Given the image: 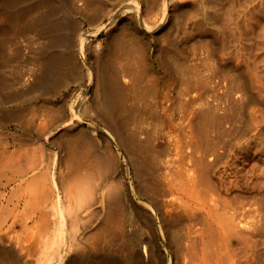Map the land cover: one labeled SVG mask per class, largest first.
Here are the masks:
<instances>
[{
    "label": "rangeland",
    "instance_id": "1",
    "mask_svg": "<svg viewBox=\"0 0 264 264\" xmlns=\"http://www.w3.org/2000/svg\"><path fill=\"white\" fill-rule=\"evenodd\" d=\"M132 1L133 0H96L94 2V5H105L107 7V11L104 10L105 14H103L100 18H93V16H91V10L83 8V2L81 0L77 1L78 4L76 2L71 3V1L69 0L64 2V5L70 10L69 14L72 13L77 16L75 17L74 15L70 14V20H74L75 18L74 21L82 26L81 31H86L89 33L86 40L89 45H93L95 44V42L99 41H101L102 45H105L108 42L109 37L112 36L110 33L113 34L114 31L120 26L132 28V30L136 31L140 39L144 42L147 64L150 71L145 72L143 81L140 83L141 86L131 91H134L136 94L133 99H129V101H127V106L131 105L129 107L131 108L133 105H135V108L137 106V110L139 108H141V110H138L136 115L133 116L134 118L129 116L131 120L130 118H128L129 123H126L124 132L127 131L125 134H127L129 131V134L137 133L135 134V136H138L136 138L139 140L142 138L140 140L142 143L150 140V143L155 145H151L153 149L149 148L150 153H148L149 151L147 150V148L145 149L144 146H141L139 149L135 148L137 150L134 152V147L124 148L117 142V140L115 139V135L110 134L111 138L114 136L110 143L112 153L113 155H115L114 157L116 159L114 160L116 161L115 164L117 172L124 171L122 173L123 177H121V182H116L115 179L110 176H100V171L96 167V164H91L81 167V170L79 169L80 172L79 170L77 171L79 172V175L76 172L77 177L71 179L70 181H65V185L63 183L64 186L61 185L64 193L62 195V203L65 207L64 210L66 209L65 211L67 212L68 207L71 210V207H73L70 206L71 203L72 205H75V208H78V206L83 208L82 210L81 208H79L80 212L77 209L78 211L76 212V210H74L75 208L73 207V210H71L73 211V214L71 213V211L68 212V214L70 213L72 217L74 215V212L77 213V216L80 215V217L76 219L74 217V219L78 221L77 226H71V228H74V230L71 231V234L75 233V236L77 235L76 237L78 238L74 239L73 242L76 243L77 240L78 244L81 243L82 247H79H81V250H83V252L86 249L87 252L93 251L91 253L96 254L97 251H95L94 247L96 246V244H93V246L91 242L94 241L93 243H95L92 235L96 231L101 218H103V215L105 214V205H102L101 202H95L94 200H92V198L90 199V201L88 199V195L83 196V200L81 193L83 192L82 190H85L86 188H81L83 184L84 186H93L92 190H90L91 192L88 191L90 187L85 191L86 194L88 192L89 195L90 193L95 191V186H98L97 189L107 187V185H104L105 183L108 184L107 182H109V184L116 183L120 185V187L125 191H128L129 183H133V185L137 187L133 173L134 166L132 164H134V160L132 158V154H135L138 150H141L140 152H138L144 153L145 155L147 154L146 156L149 159L153 158L151 159V161L156 159L155 161L157 165V176L155 178V184L158 186L159 184H163L164 182L162 176L163 174L161 172L165 170V166H167L168 163L174 164V162H172V159H177V156L181 157L180 155H183V153L185 152L186 155H191L187 157L185 156L187 159L184 156L179 158V160L183 159L181 161L183 162L182 164L178 159H175V164L172 165V167L174 166L173 169H175L177 166H179V169H181V167L184 169V167L189 166L190 168H186L184 172L188 169L187 174H192L195 169L194 165H196L197 168L200 167L199 169H195L197 170L195 172H199L193 174H200L201 176H199L201 178L203 177V179L209 183L212 182V184H210L213 186V188L210 191L211 195L209 196H212L214 198L211 197L212 201L210 202H212L215 206L218 205V209H222L220 212H222V214L224 215L222 216L223 219H230L231 221H233L232 219L236 217L235 222L240 219L241 221H239V223H243L244 227L249 229L251 227L253 228L254 226V228H256H251L253 231L252 233V231H248V229H246L244 232V227H242L243 230H241L240 226L243 225L238 224L240 225V228L236 227V224L238 222L235 224L236 226H234L232 222L230 223L228 221L227 225L230 224L228 225V228L227 225L224 224V226L226 227L223 226V228L231 229V227L229 226L233 225V227H236V230L242 231L241 234L243 233V236L246 240L252 238V241H249L255 242L250 244L248 241L247 243L244 238H241L240 241V236L242 237V235L240 234V232L238 234L237 231V234H234L235 231H232V229H229L231 235L227 234L228 232L225 235L223 231L224 237L230 235L228 236L227 240L226 238H224V243L226 245V254L229 253L227 249L230 248V254L227 255L230 256L231 258H229L232 260L230 261L229 258H227V261L229 260L231 263L237 262L234 264H248L246 262L247 259L245 260V257L243 256V253L246 249L249 254L251 253L252 255H254H251L250 257V264H264V0H137L139 9L132 3L131 9H125L124 7ZM166 1L168 2L167 16L164 21H161V7ZM103 23L106 24V27L103 30L97 33L91 32L95 28V26ZM157 23L160 24L157 25ZM27 34H30V36L34 34L35 36V33L30 31L27 33L19 34V36H17L19 37V40L16 36H12V38H14H11L12 40H10L14 43H16L17 41L16 45L18 47L24 48V44H26V42L28 44V41L25 40L26 37L27 39H30V36ZM23 35L25 36V38ZM34 36L32 35V38H35ZM76 36L77 37H73L74 40L72 39L73 44H76V42L78 41L79 35L77 34ZM14 39L16 41H14ZM21 42L25 43L21 44ZM27 44L24 48L25 50H21L18 53V56L15 57L16 59L14 58L10 63L4 62L1 64L0 78L2 80H0L4 82H9L12 80L13 81L9 83L6 82L9 88L6 87L8 90L6 88H3L4 91L0 89V92H3L0 93V95L2 94L3 96L4 94V96H6V94L11 95L17 92L20 93L21 90L24 89L25 84H18L17 82L14 83V81H16V79L19 77L18 69H20L21 66L23 68V65L25 68L30 65V56H32L33 53H31V46H28L29 44ZM38 44L39 43H37V45ZM76 59L77 62L80 60L78 63V71L81 72L82 70L83 77H86L90 57L86 55L85 58H82L81 56L76 55ZM118 59L124 61V57H119ZM163 59L166 61V64H164L165 61ZM159 60H162L163 63ZM9 64H14V66ZM17 64L20 65V67H18ZM8 66L11 67L12 71L11 69H8ZM2 68H4V70ZM79 72L77 73V75L79 74ZM196 73L199 75H197ZM13 74H15V76ZM202 75L205 76V81ZM70 76H72V79L68 77V81L71 79V82L69 81V84H67V81V83H65L66 85H60L61 88L59 86L58 89L56 88L48 92V95L46 93V95H37L33 96L32 98L29 97L27 98V100L24 98L25 100L20 99L16 102L9 101L4 102V106L0 105V107L3 108V111H6L7 109L9 110V108L17 109L20 107L26 108V111L29 109V111H25L22 126L21 124H19L18 126V122L16 121L5 120L4 115L2 117V113L4 114L2 110V113L0 115V152L6 145L9 149L11 148L10 150L8 149V152L6 153L10 154L11 152L15 151V154L13 156L15 157V159H12L8 156L6 157L5 162L4 159L0 161V244L4 243L12 248V251L16 254V256L20 258L22 264H42L41 258L44 260V258L47 257L50 252H52L51 250L53 249H51V247H54V245L56 244L53 236L59 239L61 234L57 231L54 232L56 226L58 228L57 230H59V226H55L53 225V223H51L47 227L44 226L45 228H48V230L44 229L45 232L44 230H42L43 233L41 231V229H43V226H39L41 227L40 234L38 232L39 228L36 227L39 220H37V216L39 218V215L41 214L40 212L45 213L46 210L49 209L50 214L48 212L49 215L47 213V215H44L48 217V219L51 218L52 215L53 219L56 220V218H58L56 207L54 209L52 206V208L50 209L51 203L54 202L53 204H55L53 195H50V197L47 196V193L50 191H46L47 193H44L43 195L44 198L49 197L46 200L44 199L47 207L49 206L48 209H46V205L41 203L43 202L42 192H44V190H42L43 186L41 185V183L47 179V175H49L48 171L52 167L53 163H56V154L54 153V151H59V148L57 146L60 140H65V138L63 137H59L57 139V135L62 129V123L60 125L53 126L52 129L48 131V129L52 126V122L49 113L46 114L44 110L53 105L57 106L59 104H62V102H71V105L75 108L79 107L78 110H80V112H83L82 115L85 118L82 121L78 118H72L70 116V113H72L73 111L72 109H70V111L68 110L67 113L69 116V125H71L73 129L84 130L86 135L90 136L93 141L96 142V145L98 144L97 146L99 147L103 146V143L106 141V137H108L105 131L106 127L104 126V124L99 120H93V124L91 122V112L82 110V106L85 105L87 101L89 102L92 98L94 91L93 86L88 85L83 80L79 82L74 80L76 76L74 75V73H70ZM198 77H200L201 79H199ZM147 80L148 83L151 82L152 84H148ZM202 80L204 83H202ZM144 81L148 85L145 84ZM212 83L214 84V86L212 85ZM9 84H11L13 88ZM204 84L208 86V88L205 87ZM199 85L201 86L199 87ZM142 86L144 87V89L142 88ZM201 87H205L206 89H202ZM146 89L148 90V92H146ZM201 89L203 92L201 91ZM165 90L167 91L165 92ZM78 91L83 94V97H81L83 100L81 99V101L78 96ZM133 101L134 104H131V102ZM82 103L84 104L82 105ZM206 108L209 110H206ZM166 109L167 111H165ZM166 112L168 113V115ZM153 113L154 115H151ZM206 114L209 117H207ZM162 117L163 119H161ZM178 119L180 121H178ZM134 120L138 121L134 122ZM181 126L183 128H181ZM203 127L204 129H206L205 131ZM207 130L210 132L211 136L209 135V132ZM205 132L207 134H204ZM183 133L185 135H183ZM19 134H21V137L23 139L19 142H16V145L13 146L14 137L20 136ZM188 135L191 137H188ZM193 135L199 137L193 138ZM202 135L203 137L201 138ZM147 136L148 138H146ZM151 138L154 140H152L153 142H151ZM185 138H188L190 141H187ZM205 138L208 142V147L210 146L211 149H209L210 147L208 148L205 144L202 145ZM191 142L195 145H193ZM181 144L183 145V147H185V149ZM190 145L191 149L188 148V150L187 147H190ZM196 145H202V149H204L206 153L203 150H194ZM19 150L21 152H19L20 155L17 156L19 154ZM185 150H188L190 154ZM26 151L28 156L25 153ZM60 151V155L65 154L64 149ZM130 151H132L131 156L128 157L130 155ZM31 152H33L34 154H31ZM176 152H178L179 155L177 153L176 156ZM193 154L195 156H197L198 154L199 157L197 156V158H195ZM205 154L207 155L205 156ZM135 155L134 157H137L138 153H136ZM149 155H151V157H149ZM183 157L186 159L185 161ZM190 157L193 158L191 159ZM7 158H11V164L7 163V161H9V159ZM188 158H190L189 162H187ZM169 159H171L172 161ZM193 159L195 160L193 162H196V164L191 162V160ZM196 159H199V161H196ZM167 160H169L168 163L166 162ZM200 160L203 161L201 162ZM155 161L151 162V165H154V167H156L154 163ZM210 161L211 163H208ZM205 164L207 166L209 164V169ZM158 165H160V167ZM162 165H164L163 169H161ZM89 166L91 169L89 168ZM23 167L26 169L35 167V169L32 170L34 172H29L25 169L27 171L25 173ZM168 167H171V165H169ZM172 167L170 169H172ZM5 168L8 169L6 170ZM58 168L64 172L66 171L67 166L66 164L64 166V164L62 163V165ZM191 168H194L193 171L189 170ZM58 171L60 172V170ZM88 171L92 174L90 175L89 173H87ZM93 171L95 174L93 173ZM45 172H47V175H44ZM160 173L161 176H159ZM97 174L100 177L97 176ZM32 175L42 176H37L39 177L37 179L34 176V179H36V181H32ZM92 175L95 177H93ZM43 176L44 178L42 179ZM79 176H84L85 178L82 177V179ZM29 177H31V179H28ZM102 178H104V180L100 181ZM74 179L75 182L79 179L82 180V183L80 180V183L78 182L79 184L77 182L76 184H74L75 188L72 184H70L74 183ZM107 179H109V181ZM97 181L100 182V185ZM42 184H46V181ZM68 184L72 185L73 187L70 186V188ZM77 184L78 186L82 184V186L80 187L82 190L78 188V186H76ZM47 185V187H49V184ZM83 194L85 195V193ZM78 195H80L82 198H80V196ZM166 195H159L156 199L155 197L152 198L149 195L133 194V199H129L126 205L131 210L133 205H138L142 213L140 212V215L138 217L139 221L137 220L135 227H131V225H129V221H127L126 219V229L130 232H132L131 230H135L138 228L139 230L142 228L143 232L144 230L148 231L149 221L147 220L150 214H156L158 217L161 216L162 218L164 217V209L161 204L165 198L167 199L171 196H169L168 194ZM87 196L88 198H86ZM217 196L219 199L225 198L226 200L223 199L224 201H219ZM76 197L82 199V201L84 202L86 200H88V202L90 201L89 203H87V201L85 202L88 207H86V205L82 201L81 202L83 203V206L81 205V202H79L80 205L76 206V202H78V199L76 201ZM152 199L155 202L152 201ZM26 200H29L28 202H31V200H36V202L34 203V201H32L33 203L27 206L26 203L28 204V202L25 203ZM214 200L217 203L215 202L214 204ZM39 202L41 203V205H39ZM152 202L155 204H153ZM225 202H229V205H224L226 204ZM159 204L162 208L159 207ZM154 205L156 206V208ZM235 206L237 209H244V212L241 213V211L243 210H239L240 213L238 212V215H236V212L238 210L235 208ZM234 208L236 209V212ZM44 209L46 210L43 211ZM141 209H143L144 211ZM52 210H54V212L56 211L55 215ZM64 210L63 212L65 213ZM87 210H89L91 213ZM97 211L98 214H96ZM176 212L177 211H169L167 212L166 216L171 217ZM177 213L179 214L178 217L180 219H177V221H175V224H170L169 222L168 225H164L166 237L163 244L172 249V252L173 249L176 250V247L180 246V244L182 243L180 240L183 239L182 236L184 237L187 231V229L185 228H188L187 226L191 224L189 215H187L182 210H179ZM229 214L234 218L231 219L229 217ZM87 215L89 218H87ZM227 216L229 217V219H227ZM70 218L68 217V219ZM254 218H258L259 220H255ZM84 219H86L85 221H87L86 224ZM158 219L159 218H157L156 220ZM253 220H255V222L258 224H254ZM20 221H22V224L20 223ZM141 223L144 225H142ZM145 223L148 224L146 225ZM83 224L86 227H84ZM157 224H160L159 220L157 221ZM157 224H155L154 226L158 230L159 226H156ZM71 228L67 227L65 231L69 229L72 230L73 228ZM75 228L77 229L78 233L76 232ZM235 229L233 228V230ZM175 234L176 237L174 236ZM39 235H41V237H38ZM43 236H45L46 238H44ZM89 237L91 240L88 239ZM91 237L93 238V240ZM38 238L41 239L38 240ZM65 238L67 239V234ZM36 240L39 242H37L35 248L34 246L36 244ZM44 240L46 241L44 242ZM175 240H177V243H175ZM50 241L51 243L49 244L48 242ZM239 241H244V243L241 244L245 245L241 246ZM31 243H34V245L31 246ZM250 245L255 247L253 249V252L255 254L252 253L251 249L246 247H249ZM24 246L26 248H24ZM32 247L35 248V252L32 251ZM83 247L84 249H82ZM105 247H109L108 244H105ZM173 255L171 254V256ZM242 260L245 261V263ZM176 261L173 264H181L180 259H177ZM10 262L8 261L7 264H12V262ZM170 264H172V262Z\"/></svg>",
    "mask_w": 264,
    "mask_h": 264
},
{
    "label": "bare ground",
    "instance_id": "2",
    "mask_svg": "<svg viewBox=\"0 0 264 264\" xmlns=\"http://www.w3.org/2000/svg\"><path fill=\"white\" fill-rule=\"evenodd\" d=\"M66 1H68V0H0V67H1V64L4 62H9V63L12 62L13 59L18 56V53L21 50H25L24 48H25L27 42H26V44H24L25 45L24 48L18 47L16 45L17 41L15 39H14V41H16V43L11 41L14 38V37L12 38V36L17 37V36H19V34L27 33L30 31L35 33V36H34V34H32L35 38H32V35L30 36V34H27L30 36V39H27V37L25 39L28 41L29 45L28 44L27 45L31 46V53H33L32 56H30L31 61H29L31 66L29 65L26 68L24 67V65H23V68L21 66V68L18 69L19 77L17 76L18 75L17 74L16 76L18 78L16 79V81H14V83L17 82L18 84H20V83L25 84V86L23 85L24 89L21 90L20 93L17 92L18 94L13 93L14 95L13 94H11V95L6 94V96H4V94H3V96H2V94H1L0 95V105L4 106L3 105L4 102H9V101L16 102L17 100H20V99L21 100H25V99L27 100V98H29V97L32 98L33 96H37V95H46V93L48 95V92H50L56 88L58 89V87L60 85L67 83L68 77L71 78L73 76V75L70 76V73H74V75H76L74 80H76L77 82L83 80L88 85L93 86L94 91H93L92 98L90 97L91 98L90 101L89 102L87 101V103L85 105H83L84 103H82V105H83L82 110L83 111L87 110V111L91 112V114H92V116H91L92 121L91 122L93 124H94L93 120H99L100 122H102L104 124V126L106 127L105 131H106V134L108 136V137H106V141L103 143V146L99 147V146H97L98 144L96 145V142L93 141V139L90 136L86 135L84 130L73 129L71 127V125H69V120H68L69 116L67 113L68 110L70 111V109H72L73 112L70 113V116L72 118H78V119H81V121L85 118L82 115L83 112H80V110H78L79 107L75 108L74 106L71 105V102L66 101L65 103L62 102V104H59L57 106H54V105L51 107L47 106L48 108H46L44 110V112L46 114L49 113V115L51 117V122H52V126H51V128L48 129V131H50L53 126H57V125H60L62 123L61 124L62 129H61V131L59 130L60 132L57 135V139L59 137L60 138L63 137V138H65V140L61 139L58 146H57L59 148V151L58 152H57V150L54 151V153L56 154V163H53L52 167L48 171L49 175L46 174L47 172H45V174H44V175H47V179L45 180L46 184H44V185L42 184L45 181H43L41 183V185L43 186V187L42 186L41 187H42V190H44V192H42L43 193L42 194L43 202H41V200H40V202L42 204L46 205V203L44 202V199L46 200L47 198L50 197V195L51 196L53 195V197L55 199V204H53L54 202L51 203L50 209L52 208V206L54 209L56 207L58 218H56V220L53 219L52 218L53 217L52 212H51L52 217L49 218L51 220H49L48 217L45 216L50 211L48 209L49 206L47 207V205H46L45 207L48 210L44 209L43 211L46 210L45 213L40 212V210H39V212L41 214L40 215L38 214L39 218L37 216V220L38 219L39 220L37 222L38 225L36 227L39 228L38 232L40 234V229L42 226H43V229H41V231L44 229L48 230V228H45V227H47L51 223H53V225L59 226V230H57L58 228L56 226V229L54 232L57 231V232L61 233L59 239L55 238V236H53L54 241H56V244H55L56 246L53 244L54 247H51V249H53V250H51L52 252H50L51 254L49 253L50 255L48 254L47 257L44 258V260L41 258V260H42L41 263L42 264H170L172 262V264H173L177 259H180L181 264H227V263L228 264H234V263H237V262H234V263L230 262V261H232L230 259L231 257L227 255V254H230V251H229L230 248L227 249L229 253L226 254V245L224 243L225 242L224 238H226V240H227L228 236L231 235V232H229L230 228L227 229L228 225H230V224L227 225L228 221L230 223L232 222L234 224V226L237 225L236 227L243 225V223L242 224L239 223V221H241L240 219H238V221H237L238 223L235 222L236 217L235 218L231 217L232 215H230V214H229V217L231 219L234 218V219H232L234 222L231 221L228 216H227V219H229V220L223 219L222 216H224V215L222 214V212H220L222 209L221 210H220V208L218 209V205L215 206V205H213L212 202H210V201H212V198H214L212 196H211L212 198L209 196V195H211L210 191L213 188V186L211 185L212 182H210L211 183L210 184L209 182L204 180L203 177L201 178L200 174L195 175L196 173L199 172V171L195 172V171H197L195 169H199L200 167L197 168L196 165H194L195 166L194 167L195 169L193 168L194 171L192 168L189 170H192L193 173H195V174H193V173L187 174L188 169L185 172H184V170L186 168H188L189 166L186 165L187 167H184L185 166L184 165L183 166L184 169L182 167H181V169H179V166H177L178 165V161H177L176 166L178 167L179 170L177 169L176 166H175L176 167L175 168L176 170H175V169H173L174 166L172 167V165L175 164L174 160L176 158L175 159L173 158L172 159L173 161L171 159H169L172 162H174V164H172V163L169 164L168 163L169 160L166 161L168 164H167V166H165V170H163V172H161L163 174L162 176H163L164 182H163V184H159L157 186L155 184V178L157 176V170H156L157 165H156V161H155L156 159L153 160V161H155L154 163L156 165V167H154V165H151V162H153V161H151V159H153V158L149 159L146 156L147 154L145 155L144 153H139L141 150L140 151L138 150L139 152L138 151L136 152L140 156L137 155V157H134V155L136 153L132 154V156H133L132 158L134 160L133 161L134 164H132L134 166V168L133 167L132 168L134 169L133 173H134V177H135L137 187L134 186L133 183L132 184L129 183V186H128L129 189H128V191H125L124 189H122L120 187V185H118L116 183L109 184V182H107L108 184H106V183L104 184V185H107V187L101 188V189L98 188L99 189L98 190L97 189L98 186H95L96 187L95 191H93L89 195L88 192L86 194L85 191L88 190L89 187L90 188L88 191L92 190L93 186L91 187V186L87 185L88 186L87 187V186H84V184H83V186H82V184H80V186H78V184L80 183L79 181L81 179L76 181L77 183L79 182L76 185V186H78V188H80L81 186H82L81 188H83V187L87 188V189L85 188V190L84 189L82 190L80 188L83 191L82 193L80 192L81 196L83 197V196L88 195L89 198H88V196L86 198H88L89 200L92 198V200H94L95 202H97V201L101 202L102 205H105V210H104L105 214L103 215L104 217L101 218V221L99 222L97 229L94 232V234L93 233H92L93 235L91 234L95 240V243H93L94 241H91V242H92V245L96 244V246L93 245L95 247V251H97L96 254H92L91 252H93V251L87 252L86 249L83 252V250H81V247H82L81 243L78 244L77 240H76V243L73 242L74 239H78V238L76 237L77 235L75 236V233L71 234V231L74 230V228L72 227L73 228L72 229L71 226H73V225L77 226L78 221H76L75 219L80 217V215L77 216L76 212L79 210V208H81L78 205H80L79 202H81L82 199H79L78 197H76V201L78 199V202H76V206H78V208H75L74 207L75 205H72L71 202H70L71 204L69 203L70 206H73L75 208L74 210H76V212H74V215L72 217L70 213L68 214V212L73 210L72 209L73 207H71V210L68 207L69 211L67 209V212L65 211L66 209L64 210L65 207L62 203V195L64 193H63V189H62L61 185H63V183L65 181H70L71 179L77 177V174L79 175L81 167L91 165V164H93V165L96 164V167L100 171V176L101 175H102V177L110 176V177H113L116 182L117 181L121 182V179H122L121 177H123L122 173L124 171L123 172H117V168H116V164H115L116 159L114 157L115 155H113V153H112V150H111L112 148H111V143H110V141H112V138L114 136L111 138L110 134L115 135V139L117 140V142L119 144H121L124 148L134 147V152L137 150L135 148L139 149L141 146H144V148L145 149L147 148V150L149 151V148L153 149L152 146H155V145L150 143V140L142 143L140 141L142 139L141 137H140L141 138L140 140L136 138V137H138V136H135V134H137V133L129 134V132H130L129 130H128L129 132L127 134H125L127 131L124 132L125 127H126V123H129L128 118L136 115V113L138 112L139 109L141 110V108H139L137 110V106L135 108V105H133L131 108H129L131 105L127 106V101H129V99H133L135 97V94H136L134 91L133 92H131V91L141 86L140 83L143 81V77L145 75V72L150 71L149 66L147 64L144 42L140 39L137 32L132 30V28H129L126 26H120L114 31L113 34L110 33L112 36H110V37L108 36L109 40L105 45H102L101 41L95 42V44H93V45H89L86 42L89 33L86 31H81L82 26H80L76 21H74L75 18H74V20L73 19L70 20L69 15L72 13L69 14V12H70L69 8L64 5V2H66ZM69 1H71V3L72 2L77 3V1H79V0H69ZM81 1L83 2V8L84 9L86 8V9L91 10V14H92L91 16H93V18H100L103 14H105L104 10L107 11V7L105 5H102V6L94 5V2L96 0H81ZM131 3L134 4V6H136L139 9L137 0H133L128 5H126L124 8L127 10L131 9V7H132ZM105 4H107V3H105ZM126 4H127V2H126ZM167 7H168V2L166 1V2H164L163 6L161 7L162 8L161 9V21H164V19L167 16V10H168ZM72 15H74V14H72ZM75 17H77V16H75ZM159 24L160 23H157V25H159ZM105 27H106V24H104V23L99 24V25L95 26V28L91 32L97 33L99 31L103 30ZM77 34L79 35L78 41L76 42V44H73L72 39H73V37H77L76 36ZM17 38L19 40V37H17ZM24 38H25V36H24ZM23 43H25V42H23ZM23 43L21 42V44H23ZM37 43H39V44L37 45ZM92 46H93V48H92ZM29 50H30V48H29ZM76 55L81 56L82 58H85L86 55H88L90 57V61L88 62L86 77H83L82 70H81V72L78 71L79 70V64L78 63L80 60L77 62ZM119 57H124V61L118 59ZM162 63H163V61H162ZM19 64H21V63H19ZM164 64H166V61ZM3 65H8V64H3ZM9 65L14 66V64H9ZM2 67H4V66H2ZM18 67H20V65H18ZM12 68H14V67H12ZM2 69L4 70V68H2ZM5 69H6V67H5ZM8 69H11V67H9ZM15 70H17V69H15ZM11 71H12V69H11ZM0 72H1V70H0ZM67 72H68V74H67ZM78 72H79V74L77 75ZM15 74H13V75L15 76ZM9 75H12V74H9ZM9 75H7V76H9ZM197 75H199V74H197ZM198 78L201 79L200 77H198ZM204 78H205V76H203V79ZM8 79H9V77H8ZM1 80H0V89L1 90H3V88L5 89L6 87L9 88V86H7L8 85L7 83L13 81V80L9 81V82L6 81L7 82L6 83V82L1 81ZM149 80H151V79H149ZM196 80H198V79H196ZM69 81L67 84H69ZM145 81H146V79H145ZM145 81H144V83L147 84L148 80H147V83ZM204 81H205V79H204ZM197 82H201V81H197ZM150 83H148V84H150ZM202 83H204L203 80H202ZM153 84H154V82H153ZM198 84H200V83H198ZM9 85H11V84H9ZM201 85H199V87ZM212 85L214 86L213 83H212ZM205 87L208 88V86H206V85H205ZM205 87H203V88H205ZM12 88H13V86H12ZM60 88H61V86H60ZM142 88L144 89L143 86H142ZM195 88H196V86H195ZM202 89H201V91H202ZM166 91L167 90H165V92ZM5 92H6V90H5ZM146 92H148V90ZM0 93H3V92H0ZM193 93H195V92H193ZM78 96H79V99L81 101V99H82L81 97H83V94L80 93V91H78ZM165 99H166V97H165ZM130 101H132V100H130ZM132 103L134 104V101L131 102V104ZM0 108H2V107H0ZM1 110L3 111V108L0 109V115L2 113ZM206 110H209V109L206 108ZM25 111H26V108H21V107L17 108V109H12V108L10 109L9 108V110L7 109L6 111L5 110L3 111L4 114L2 113V117L4 115L5 120L16 121V122H18V126H19V124H21V126H22L23 116L25 114ZM27 111H29V109ZM165 111H167V109ZM86 114H88V113H86ZM151 115H154V113ZM151 115H149V116H151ZM167 115H168V113H167ZM207 117H209V116L207 115ZM135 118H137V117H135ZM161 119H163V117ZM130 120H131V118H130ZM135 121L136 120H134V122ZM178 121H180V120L178 119ZM205 123H206V121H205ZM180 125H182V124H180ZM181 128H183V127L181 126ZM127 129H128V127H127ZM203 129H204V127H203ZM205 130L206 129H204V131ZM206 132L204 134H207ZM19 135L20 136L14 137L13 146L16 145V142H19L23 139L21 137V134H19ZM183 135H185V134L183 133ZM209 135L211 136L210 132H209ZM171 136H173V135H171ZM188 137H191V136L188 135ZM194 137H197V136L193 135V138ZM202 137H203V135L201 136V138ZM146 138H148V136ZM152 138H151V142L154 141L153 140L154 138L153 139ZM186 140L188 141L189 139L187 138ZM195 142H196V140H195ZM167 143H168V141H167ZM204 144L207 145V147H208V142L206 141V138H205V140H203L202 145H204ZM193 145H195V144H193ZM202 145H200V146L196 145L194 150L196 149L197 151H201V150L204 151V149H202ZM182 147H183V145H182ZM183 148L185 149V147H183ZM188 148L191 149V145H190V147L188 146L187 149ZM8 149L9 148L7 145L2 149V151L0 152V161L2 159H4V162H5L6 157H8V156L11 157L12 159H15V157H13L15 154V151L11 152L9 154V153H6V152H8ZM63 149L65 150V154H64L65 156L60 155V152H61L60 150H63ZM141 149H143V148H141ZM174 149H176V148H174ZM209 149H211V147ZM126 150H129V149H126ZM177 150H179V149H177ZM132 151H130V155L128 157L131 156ZM19 152H21V151L19 150L18 153ZM151 152H153V151H151ZM25 153L27 154V151ZM148 153H150V151ZM154 153H155V150H154ZM177 153L178 152H176V154H175L176 156H177ZM184 153H183V155H180V156L181 157L182 156L187 157V156L191 155L189 153V151L187 153H189L190 155H186V153L184 155ZM31 154H34V153L31 152ZM217 154H219V153H217ZM19 155H20V153L17 156H19ZM178 155H179V153H178ZM206 155L207 154H205V156ZM27 156H28V154H27ZM62 156H64V157H62ZM197 156H198V154H197ZM197 156H195V158H197ZM149 157H151V155H149ZM181 157L177 156V159L179 160V158H181ZM11 158H7V159H9V161H7V163H10ZM185 158H184V161L187 159V158L186 159ZM190 158H188L187 162H189ZM182 160L183 159H181L179 161L181 162ZM193 161H195V160L194 159L191 160V162H193ZM196 161H199V159H196ZM15 162H16V160H15ZM62 163L64 164V166H65V164L67 166L66 171H64V172L58 168L59 166L62 165ZM182 163L183 162H181V164ZM193 163L196 164V162H193ZM193 163H192V166H193ZM208 163H211V161ZM56 164H57V166H56ZM169 165H171L172 169H170L171 167H168ZM158 166L160 167V165H158ZM208 166H209V164H208ZM3 167H5V166H3ZM159 167H158V169H159ZM163 167H164V165H162L161 169H163ZM209 167H208V169H209ZM36 168H37V166H36ZM57 168H58V170H60V172L57 170ZM89 168H90V166H89ZM93 168H92V170H93ZM5 169L7 170L8 168H5ZM25 169L26 168L23 169L25 171V173L27 171L34 172L32 170H34L35 167H31V169L28 168V169H26L27 171ZM78 170H79V172H77ZM92 170H91V172H92ZM181 170L183 171V173ZM192 171H190V172H192ZM76 172H77V174H76ZM91 172L89 173V171H88L87 173H89L91 175L92 174ZM96 172H97V170H96ZM35 173H37V172H35ZM93 173H94V171H93ZM161 173L159 176H161ZM184 173H185V175L186 174L187 175L185 176ZM90 175H89V177H90ZM34 176L37 179L42 175H40V176L37 175L39 177H37L36 175H34ZM34 176L33 175L31 176L32 181H34V180L36 181V179H34ZM97 176H99V175L97 174ZM31 177H29L28 179H31ZM79 177L82 178L84 176H79ZM93 177H95V176H93ZM43 178H44V176L42 177V179ZM160 178H162V177H160ZM102 180H104V178H102L100 181H102ZM107 180L109 181V179H107ZM8 182H9V180H8ZM76 182L74 179V183H70V184H72L75 188L74 184H76ZM112 182H114V181H112ZM65 183H64V185H65ZM81 183H82V180H81ZM99 183L100 182H98V184ZM47 184H49L50 188L47 187L48 186ZM85 184H88V183H85ZM72 185H69V187ZM44 187L46 189H48V188L49 189L46 190ZM46 191H50V192L47 193ZM39 193H40V191H39ZM44 193H47L48 194L47 196H49V197L46 196L47 198H44V196H43ZM83 193H85V195ZM133 194L134 195L135 194L149 195L150 197H152V198L155 197L156 199L159 195H162V196L163 195L165 196L166 194H168L169 196L171 195L169 198H167V199L165 198L161 204L163 206V209H164L163 210L164 211V214H163L164 217L163 218L161 216L158 217L156 214H150L149 213L150 216L148 215L149 217L147 220V221H149V230L148 231L144 230V232H143L141 227L144 224H142V223H141L142 225L140 227L141 228L140 230L138 228L135 230H131L132 232L127 230L125 227L126 219H127V221H129V225H131V227L132 226L135 227V224H136L138 217L140 215V212H141L138 205L132 206V210L134 212L126 205L127 201H129V199H133L132 198ZM78 196H80V195H78ZM81 196H80V198H82ZM86 198H85V200H86ZM217 198H218V196H217ZM223 199L226 200L225 198H223ZM223 199H219V201L220 200L224 201ZM83 200H84V197H83ZM28 201L26 200L25 203ZM32 201H34V203L36 202V200H31V202H28V204L26 203V205L27 206L29 204L31 205V203H33ZM86 201H87V203H89L91 200L89 202H88V200H86ZM152 201H154V200L152 199ZM40 202H39V205H41ZM82 202H84V201H82ZM82 202H81V205L83 206ZM85 202H84V204H85ZM213 202L215 204L216 201L214 200ZM153 204H155V203H153ZM157 204H156V206H157ZM224 205H229V202L224 204ZM65 206H66V204H65ZM156 206H155V208H156ZM232 206H234V205H232ZM232 206H230V207H232ZM37 207H38V205H37ZM86 207H88V206L86 205ZM152 207H153V205H152ZM159 207H160V204H159ZM66 208H67V206H66ZM160 208H162V207H160ZM235 208H236V206H235ZM82 209L83 208H81V210ZM236 209H235V212H236ZM35 210H37V209H35ZM63 210L65 211V213L67 215L63 212ZM141 210H143V209H141ZM179 210H182L187 215H189L190 219L189 218L188 219L190 220L191 224L190 225L188 224L189 225V226H187L188 228H185V229H187V231L185 230L186 233H185L184 237L182 236L183 239L180 238L181 239L180 241L182 242L180 244V246L176 247L177 246L176 245L175 246L176 250L173 249V252H172V249L168 248L167 246H165V244H163L165 242V237H166L165 231H164V229H165L164 225H166V224L168 225L169 222H170V224H175L176 223L175 221H177V219H180L178 217L179 214L177 213ZM237 210L238 211L236 212V215H238V212L240 209L238 208ZM241 210H243V211H241ZM241 210H240L241 213L244 212V209H241ZM52 211L54 212V210H52ZM87 211H89V210H87ZM169 211H173V212L177 211L176 212L177 214L174 213L171 217H167L166 215H167V212H169ZM55 212H54V215H55ZM79 212H80V210H79ZM71 213L73 214V211H71ZM229 213H231V212H229ZM49 214H50V212H49ZM96 214H98V211ZM180 216H181V214H180ZM68 217L69 218L72 217L73 220H72V218H70L71 220L68 219ZM74 217H75V219H74ZM87 218H89L88 215H87ZM157 218H159L158 220H159L160 224H157V221H158V220H156ZM23 219H25V218H23ZM23 219H21V220H23ZM86 219H84V221ZM169 219H171V220H169ZM255 220H259V219L257 218ZM255 220H253L254 224L256 223ZM14 221H15V219H14ZM81 221H82V219H81ZM90 222H91V220H90ZM190 222H188V223H190ZM20 223L22 224V221H20ZM86 223H87V221H85V224ZM13 224H14V222H13ZM155 224H157L156 226H159L158 230L154 226ZM224 224L227 225V228H223ZM238 224H240V225H238ZM256 224H258V223H256ZM32 225H33V223H32ZM89 225H90V223H89ZM39 226H41V227H39ZM25 227H26V225H25ZM67 227H70L72 230L69 229L70 232H69V230L65 231L67 229ZM84 227H86V226L84 225ZM224 227H226V226H224ZM229 227H231L232 231H235V233L233 232L234 234H237L236 231L238 232V234H239V232H240V234L242 232V231L236 230L235 229L236 227H233V225H231ZM240 227L239 228L241 230H243L242 227H244V225L240 226ZM233 228L235 230H233ZM244 228H245L244 229V232H245V230L248 228H246V227H244ZM251 228H249L248 231L249 230L252 231L254 226L252 229ZM132 229H134V228H132ZM143 229H145V228H143ZM223 229H225V230H223ZM254 229H256V228H254ZM223 231H224L225 235L227 232H228L227 234H230V235H228L227 237L226 236L224 237ZM44 232H45V230H44ZM76 232H77V229H76ZM42 233H43V231H42ZM252 233H253V231H252ZM66 234H67V239L65 238ZM241 235H242V237L240 236V241H241V238L242 239L244 238L243 233ZM174 236L176 237V234ZM38 237H41V235H39ZM43 237L46 238L45 236H43ZM56 237H57V235H56ZM93 238H92V240H93ZM39 239H41V238H38V240ZM88 239L91 240L90 237ZM168 240H170V239H168ZM249 240L252 241V238ZM249 240H246L247 243ZM45 241L46 240H44V242ZM51 241L48 243L50 244ZM251 241H249L250 244L255 243L254 241L253 242H251ZM37 242H39V241H37V240L35 241V243H36L34 246L35 248H36ZM40 242H41V240H40ZM167 243H169V242H167ZM175 243H177V240H175ZM241 243H244V241L240 242V245L241 246L245 245V244H241ZM31 244H32L31 246L34 245V243H31ZM105 244H108L109 247H105ZM88 245H89V243H88ZM25 246H24V248H26ZM79 246H81V247H79ZM34 247H32V251H34V249H35ZM246 247L251 249L252 253H254L253 249L255 247H253L251 245L249 247L248 246H246ZM82 249H84V247ZM171 254L172 255L175 254V255H173L174 258H173V256H171ZM251 255L252 254L251 253L249 254L247 252V250L245 249L243 256L245 257V260L247 259L246 262L248 264H250L249 260H250ZM252 256H254V255H252ZM227 258H229L230 261L229 260L227 261ZM8 261L9 262L11 261L12 264H14V263L15 264H22L20 261V258L18 256H16V254L12 251V248H10L6 244L2 243V244H0V264H7ZM235 261H236V259H235ZM176 262H178V261H176ZM243 262L245 263V261H243ZM175 264H178V263H175Z\"/></svg>",
    "mask_w": 264,
    "mask_h": 264
}]
</instances>
